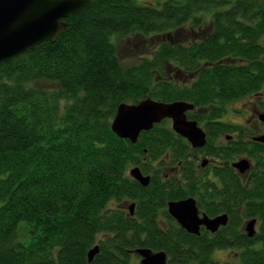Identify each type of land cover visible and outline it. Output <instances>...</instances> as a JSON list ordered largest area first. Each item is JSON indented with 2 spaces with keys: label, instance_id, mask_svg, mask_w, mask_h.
Masks as SVG:
<instances>
[{
  "label": "trees",
  "instance_id": "trees-1",
  "mask_svg": "<svg viewBox=\"0 0 264 264\" xmlns=\"http://www.w3.org/2000/svg\"><path fill=\"white\" fill-rule=\"evenodd\" d=\"M64 21L54 42L0 64V264H139L138 248L163 251L167 264H264V144L215 139L242 133L222 121L230 105L264 93V0H91ZM183 29L186 44L174 39ZM157 35L165 41L121 64L120 38ZM147 98L192 104L186 116L205 146L177 155L190 147L168 120L134 144L117 137L118 106ZM200 154L216 163L200 171ZM238 158L246 174L231 166ZM154 163L177 172L163 180ZM186 198L227 225L186 233L166 211ZM251 219L249 238L241 226ZM225 249L237 259L213 258Z\"/></svg>",
  "mask_w": 264,
  "mask_h": 264
},
{
  "label": "water",
  "instance_id": "water-1",
  "mask_svg": "<svg viewBox=\"0 0 264 264\" xmlns=\"http://www.w3.org/2000/svg\"><path fill=\"white\" fill-rule=\"evenodd\" d=\"M91 0H0V64L18 58L33 50L43 42H54L66 28L65 19L84 10ZM194 106L184 101L163 103L147 98L137 104H121L118 106L111 123L112 132L120 139L136 143L141 132L150 131L154 125L170 120L171 129L185 139L193 148H202L206 143V134L196 121L188 120L186 113ZM258 120L264 123V113L258 114ZM252 141L264 144V135L252 138ZM207 160L201 163L204 167ZM240 174L250 169L247 159H239L231 165ZM128 175L145 188L150 183L149 176L141 174L139 168L129 169ZM134 204L128 206L133 215ZM167 212L176 224L191 235H200V227L206 231L216 232L228 222L226 214L209 218L199 214L193 198L171 201L167 204ZM256 220L245 223L244 231L251 238L256 232ZM94 246L87 253L91 262L98 253ZM130 253L139 257V264H167V256L163 251L153 252L148 248H138Z\"/></svg>",
  "mask_w": 264,
  "mask_h": 264
},
{
  "label": "rangeland",
  "instance_id": "rangeland-1",
  "mask_svg": "<svg viewBox=\"0 0 264 264\" xmlns=\"http://www.w3.org/2000/svg\"><path fill=\"white\" fill-rule=\"evenodd\" d=\"M190 36L191 35L189 34V30L183 29L178 33V35H176V37H174V39H176L179 43L186 44ZM161 41H165L164 35H159V36L157 35V36H153L152 38H142V37H132V36L122 37L117 41V54L119 61L123 65L135 63L140 58L145 57L146 54H148L149 52L148 49L151 48L149 47V45H153L156 43L158 44V42ZM179 75L180 74H178L177 76ZM261 100L264 101V98ZM261 100H258L255 97H250L248 99H244L242 101L230 105L227 114L223 117L222 121L232 126L238 127L242 131V133H239V131H237L233 133L226 132L225 134H218L215 138L216 142L218 139L217 144L219 143V140H222L221 142H224L225 135L231 136L233 141H238L239 139L248 140L252 136L256 137V136L264 135V123L259 122L257 118L249 119L251 117L250 110L253 107H256V103ZM201 128H203L202 125ZM251 133H253L252 136L248 135ZM203 159L210 160V158L206 157L205 155H200L197 159V164L203 161ZM236 160L237 159H235L234 161ZM172 167H176V165ZM244 226L245 223L242 224L241 231L242 230L244 231ZM236 252H238V250L236 249H225L221 251H216L213 254V258L222 263L226 261H235L237 259Z\"/></svg>",
  "mask_w": 264,
  "mask_h": 264
},
{
  "label": "flooded vegetation",
  "instance_id": "flooded-vegetation-1",
  "mask_svg": "<svg viewBox=\"0 0 264 264\" xmlns=\"http://www.w3.org/2000/svg\"><path fill=\"white\" fill-rule=\"evenodd\" d=\"M264 98V93L263 94H260V95H258L257 97H256V99H258V100H261V99H263ZM250 113H251V117L249 118V119H254V118H257V120H258V114H260L261 112L258 110V107L256 106V107H253L251 110H250ZM169 122H170V120H168ZM259 121V120H258ZM260 122V121H259ZM200 127V126H199ZM170 128H171V122H170ZM201 128V127H200ZM202 129V128H201ZM172 130V129H171ZM203 130V129H202ZM203 132L206 134V132L203 130ZM206 137H207V135H206ZM182 138V137H181ZM252 138H253V136L252 137H250V139H251V141H252ZM185 140V139H184ZM186 141V140H185ZM222 140H219V143H222V144H226L228 141L230 142V141H232V142H234L233 140H232V138H231V136H228V135H225V137H224V142H221ZM187 142V141H186ZM217 142H218V139H217ZM218 143V144H219ZM187 144L189 145V147H190V151H188V152H176V154L177 155H195V150L196 149H199V148H193L188 142H187ZM206 144V143H205ZM205 146V145H204ZM203 146V147H204ZM202 147V148H203ZM202 148H200V149H202ZM162 155H173V153H170V152H165V153H163ZM200 155H204V154H200ZM242 159V158H241ZM204 160H207V163H206V165L204 166V167H202L201 166V163L204 161ZM237 160H239V158L237 159ZM236 160V161H237ZM203 161H201L198 165H199V169H200V171H203L204 169H205V167L208 165V164H213V163H216L213 159H203ZM159 165V163H154V165L157 167L158 165ZM152 166V165H151ZM153 167V166H152ZM157 170L160 172V175H161V177H162V179L163 180H165V179H167L168 177H171L172 175H175L176 174V172H177V167H172V166H160V167H157ZM129 171V170H128ZM146 188V187H145ZM187 199V198H186ZM183 200V199H182ZM179 201V200H178ZM169 203V202H168ZM167 203V204H168ZM135 206V205H134ZM127 207V205L125 206V208ZM127 209V208H126ZM126 212H127V210H125ZM166 211H167V205H166ZM198 211H199V214H200V216H201V214H203V212H201L199 209H198ZM130 213V212H129ZM134 213V212H133ZM168 213V212H167ZM221 215V214H220ZM170 216V215H169ZM216 216H218V215H216ZM216 216H214V217H216ZM171 217V216H170ZM214 217H209V218H214ZM172 218V217H171ZM173 219V218H172ZM174 220V219H173ZM175 222V221H174ZM176 223V222H175ZM222 227H220L216 232H214V233H211V232H209V231H206L205 230V228L204 227H200V234H201V232L202 231H205V232H207V233H209L210 235H213V234H215V233H217L220 229H221Z\"/></svg>",
  "mask_w": 264,
  "mask_h": 264
}]
</instances>
